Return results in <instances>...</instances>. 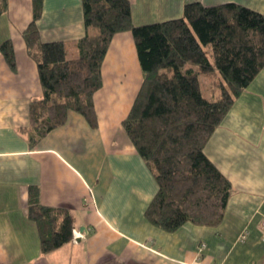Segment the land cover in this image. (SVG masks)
<instances>
[{
  "label": "crops",
  "instance_id": "crops-1",
  "mask_svg": "<svg viewBox=\"0 0 264 264\" xmlns=\"http://www.w3.org/2000/svg\"><path fill=\"white\" fill-rule=\"evenodd\" d=\"M190 1L236 2L264 14V0H129L132 21L180 17ZM31 18L32 0H8L0 15V43L11 41L16 62L10 70L0 53V264H264V67L203 148L231 184L222 220L168 232L144 217L157 183L121 127L142 79L131 33H115L102 60V84L92 95L96 127L70 110L30 147L19 128L30 100L42 95L22 34ZM36 25L42 41L62 40L67 52L85 34L81 0H43ZM32 184L42 205L73 217L71 240L47 253L27 216Z\"/></svg>",
  "mask_w": 264,
  "mask_h": 264
},
{
  "label": "trees",
  "instance_id": "trees-1",
  "mask_svg": "<svg viewBox=\"0 0 264 264\" xmlns=\"http://www.w3.org/2000/svg\"><path fill=\"white\" fill-rule=\"evenodd\" d=\"M42 3L32 0V18L22 33L42 88L41 97L29 102L28 124L19 128L29 146L63 125L70 110L96 127L92 95L102 84V60L112 36L129 31L142 79L121 127L157 183L144 217L168 232L186 222L219 224L231 184L203 148L235 97L264 67V14L236 2L190 1L180 17L134 24L129 0H81L85 34L76 41L77 55L68 58L62 40L40 38ZM7 6L8 0H0V15ZM0 53L15 71L9 39L0 43ZM200 75L209 76L214 99L204 96ZM27 216L36 223L41 253L71 240V213L42 205L34 184L28 187Z\"/></svg>",
  "mask_w": 264,
  "mask_h": 264
},
{
  "label": "rangeland",
  "instance_id": "rangeland-1",
  "mask_svg": "<svg viewBox=\"0 0 264 264\" xmlns=\"http://www.w3.org/2000/svg\"><path fill=\"white\" fill-rule=\"evenodd\" d=\"M76 49L77 48L75 46L74 47L71 46L70 48L67 49L66 54L68 56H70V55H72V51L73 50H76ZM204 49L206 51V54H207L208 58L211 59L210 46L209 45H206V46H204ZM199 78H200V81H201V87H202V91L204 93V96L206 98L210 99V100L214 99V97L211 96V93H209V90H208V87L210 85V78H209V76H207V75H200ZM27 124H28V122H27Z\"/></svg>",
  "mask_w": 264,
  "mask_h": 264
},
{
  "label": "built area",
  "instance_id": "built-area-1",
  "mask_svg": "<svg viewBox=\"0 0 264 264\" xmlns=\"http://www.w3.org/2000/svg\"><path fill=\"white\" fill-rule=\"evenodd\" d=\"M242 238H243V236H242Z\"/></svg>",
  "mask_w": 264,
  "mask_h": 264
}]
</instances>
